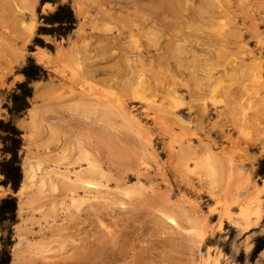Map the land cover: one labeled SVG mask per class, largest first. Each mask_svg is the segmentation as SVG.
Returning a JSON list of instances; mask_svg holds the SVG:
<instances>
[{"label": "rangeland", "instance_id": "1", "mask_svg": "<svg viewBox=\"0 0 264 264\" xmlns=\"http://www.w3.org/2000/svg\"><path fill=\"white\" fill-rule=\"evenodd\" d=\"M9 136L2 264H264V0H0Z\"/></svg>", "mask_w": 264, "mask_h": 264}, {"label": "trees", "instance_id": "2", "mask_svg": "<svg viewBox=\"0 0 264 264\" xmlns=\"http://www.w3.org/2000/svg\"><path fill=\"white\" fill-rule=\"evenodd\" d=\"M24 75L28 78L32 77V75L26 71H24ZM17 99L19 98L15 95L14 96L15 103ZM21 99H22L21 100L22 105H25L24 97ZM14 109L18 110V108H14ZM12 114H16V112H13L12 110ZM12 133L16 135L13 129H12ZM8 139L11 140V145L9 148H7V150L11 153L12 156L8 160H4L3 162L0 163V172L5 176L6 183H10L12 189L17 190L19 183L21 181V169L20 166L18 165V157H17V149L19 148L20 145V139L14 136H9ZM14 211H15L14 199L4 198L1 200L0 218H2L6 213H13ZM262 245L255 250V253H258L261 250ZM0 264H2L1 261Z\"/></svg>", "mask_w": 264, "mask_h": 264}, {"label": "bare ground", "instance_id": "3", "mask_svg": "<svg viewBox=\"0 0 264 264\" xmlns=\"http://www.w3.org/2000/svg\"><path fill=\"white\" fill-rule=\"evenodd\" d=\"M41 9H42V8H41ZM31 10H32V9H31ZM31 12H32V11H31ZM31 22H32V21H31ZM31 22H30V23H31ZM30 25H32V24H30ZM28 27H29V26H28ZM220 30H221V29H220ZM258 40H259V39H258ZM55 43H56V42H55ZM256 43H257V42H256ZM41 62H42V61H41ZM49 63H50V62H49ZM258 65H259V64H258ZM256 67H258V66H256ZM259 70H261V68H260ZM259 70H258V71H259ZM257 73H258V72H257ZM2 75H3V74H2ZM257 75H258V76H257V79L260 80L261 75H259V73H258ZM255 79H256V78H255ZM257 79H256V80H257ZM261 79H262V78H261ZM256 80H255V81H256ZM255 81H254V82L252 81L253 84L255 83ZM260 81H261V80H260ZM257 83L259 84V81H257ZM255 86H257V85L255 84ZM148 91H149V90H148ZM172 92H173V91H172ZM153 94H154V93H153ZM140 95H141V94H140ZM172 95L174 96V94H172ZM178 95H179V94H178ZM175 96H176V95H175ZM175 96H174V97H175ZM139 97H140V96H139ZM251 97H253V96H251ZM251 97H250V98H251ZM144 98H145V97H143V99H144ZM177 98L179 99L178 96H177ZM140 99H142V97H141ZM160 99H162V98H160ZM175 99H176V98H175ZM116 100H118V99H116ZM145 100H146V98H145ZM142 101H143V100H142ZM149 101H151V100L149 99L148 102H149ZM249 101H250V99H249ZM143 102H144V101H143ZM151 102H152V101H151ZM151 102H149L150 105H151ZM168 102H169V101H168ZM123 103H125V102H123ZM251 104H253V103L251 102ZM251 104H250V105H251ZM121 105H122V103H121ZM150 105H149V106H150ZM153 105H155V103L152 102V105H151V106H153ZM169 105H170V104H169ZM248 105H249V104H248ZM248 105H247V106H248ZM157 106H158V105H157ZM251 106H252V105H251ZM154 107H156V106H154ZM156 108H157V107H156ZM243 108H244V107H243ZM243 108H242V109H243ZM162 109H163V108H162ZM162 109H161V111H162ZM250 109H251V108H250ZM159 110H160V109H159ZM246 110H247V109H246ZM163 111H164V109H163ZM151 112H152V111H151ZM154 112H155V111H154ZM152 113H153V112H152ZM218 113H219V112H218ZM130 116H131V114H130ZM153 116H156V115H153ZM245 116H246V114H245ZM243 117H244V116H243ZM131 118H132V116H131ZM134 118H135V117L133 116V120H134ZM135 122H136V121H135ZM137 122H138V120H137ZM204 168H205V167H204ZM31 170H32V169H30V172H32V175H31V176L33 177V176L36 175V174H35V171L33 172V170H32V171H31ZM28 173H29V172H28ZM29 174H30V173H29ZM42 175H43V174H42ZM26 176H27V175H26ZM36 176H38V174H37ZM39 176H40V175H39ZM43 176H44V175H43ZM43 176H40V177L43 178ZM73 176H74V179H76V175L73 174ZM32 177H31V179H32ZM39 179H40V178H39ZM39 179H38V180H39ZM44 179H45V178H44ZM42 180H43V179H42ZM246 180H247V179H246ZM32 182H33V181H32ZM34 182H35V181H34ZM42 182H43V181H42ZM103 185H104V184H103ZM105 187H106V186H105ZM241 187H242V186H241ZM247 187H248V186H247ZM250 187H251V185H250ZM250 187H249V188H250ZM227 188H228V187H227ZM227 188H226V189H227ZM238 189H239V188H238ZM230 190H231V189H229V191H230ZM246 191H247V190H246ZM227 192H228V191H227ZM227 192H226V193H227ZM247 192H248V191H247ZM105 193H106V192H105ZM221 193H222V192H221ZM227 195H229V194H227ZM101 196H102V195H101ZM212 196H213V195H212ZM222 196H223V195H222ZM225 196H226V195H225ZM229 196H230V195H229ZM235 196H236V193H235ZM235 196H234V199H233V200H237V199L235 198ZM244 196H245V195H244ZM223 197H224V196H223ZM237 198H238V197H237ZM223 199L225 200V198H223ZM240 199H241V198H240ZM240 199H238V200H240ZM240 201H241V200H240ZM261 201H262V200H261ZM237 202H238V201H237ZM222 203H223V202H222ZM225 204H226V203H225ZM241 204H242V203H241ZM226 205H227V204H226ZM260 206H261V204H260ZM262 206H264V205H262ZM242 208H243V207H242ZM221 210H222V209H221ZM242 212H244V211H242ZM231 214H232V213H231ZM231 214H230V215H231ZM242 214H243V213H242ZM240 215H241V214H240ZM245 216H246V215H245ZM261 217H262V216H261ZM232 218H233V217H232ZM236 218H237V217H236ZM243 218H244V216H243ZM167 219H168V218H167ZM169 219H170V220H169ZM169 219H168L169 221H172L171 223H173V224H176V223H177V222L175 221V218H172V217L169 216ZM238 219H240V218H238ZM238 219H237V220H238ZM249 219H250V218H249ZM240 220H241V219H240ZM242 220H243V219H242ZM246 220H247V219H246ZM228 221L230 222V220H228ZM234 221H235V220H234ZM249 221H250V220H249ZM251 221H252V220H251ZM220 222H221V221H220ZM220 222H219V224H220ZM232 223H233V222H232ZM236 223H237L238 227H240V226L242 227V225H239V224H240L239 222H236ZM249 224H250V223H249ZM177 225H178V223H177ZM250 225L253 226V223H251ZM229 226H230V225H229ZM248 228H249V227H248ZM235 229H236V228H235ZM249 229H250V228H249ZM241 230H242V229H241ZM237 233H238V231H237ZM200 237H201V236H200ZM219 250H220V249H219ZM212 259H213V258H212ZM212 259H211V263H212V261H213ZM209 260H210V259H209ZM217 260H218V259H217ZM207 263H208V262H207ZM207 263H206V264H207ZM209 264H210V263H209Z\"/></svg>", "mask_w": 264, "mask_h": 264}]
</instances>
